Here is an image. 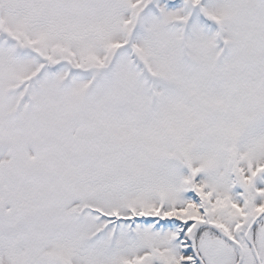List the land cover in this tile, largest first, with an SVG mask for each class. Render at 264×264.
Here are the masks:
<instances>
[{
  "label": "snow or ice",
  "instance_id": "1",
  "mask_svg": "<svg viewBox=\"0 0 264 264\" xmlns=\"http://www.w3.org/2000/svg\"><path fill=\"white\" fill-rule=\"evenodd\" d=\"M0 264H264V0H0Z\"/></svg>",
  "mask_w": 264,
  "mask_h": 264
}]
</instances>
